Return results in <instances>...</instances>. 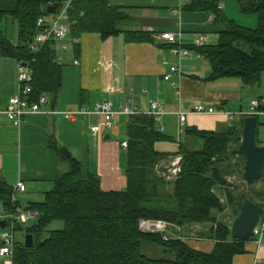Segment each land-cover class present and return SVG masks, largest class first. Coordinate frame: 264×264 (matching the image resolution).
<instances>
[{
    "label": "trees",
    "instance_id": "16d2710c",
    "mask_svg": "<svg viewBox=\"0 0 264 264\" xmlns=\"http://www.w3.org/2000/svg\"><path fill=\"white\" fill-rule=\"evenodd\" d=\"M67 1L0 0V23L11 20L17 27L15 44L0 30V55L28 67L32 79L30 103L37 102L43 94L48 97V106L56 102L62 85L56 44L48 41L35 51L31 46L39 32L37 20L50 18L46 8L54 4L60 8ZM225 1H182L181 12L208 14L213 24L220 27L215 43L188 48L207 61L208 81L236 78L245 86L255 87L264 72V0H235L242 13L256 16L255 29L229 20L222 9ZM67 17L70 38L97 34L105 41L122 35L130 44L155 42L154 32L125 29L132 20L124 9L109 6L108 0H72ZM72 47L77 51L78 45ZM127 118L125 189L102 191L98 176L81 178L79 161L68 158L69 171L56 178L43 201L25 207L36 210L38 218L30 227L23 229L18 225L16 231L24 237L31 235L33 244L26 247L24 242H16L12 264H233L234 256L245 253L247 241L231 239L230 223L223 222L225 217L218 218L226 211L232 220L236 218L244 199L264 210V177L254 198L244 190L253 186L245 183L233 196L225 179L238 166L237 162L233 167L229 164L234 157L241 158L242 175L245 159L237 151L241 129L234 125L219 132L187 129L190 141L179 142L177 152L169 155L155 149L157 142L173 140L157 129L153 117L140 114ZM49 147L59 158H65L53 138ZM177 156L179 172L167 180L161 171L163 162ZM235 189L238 188L233 187L232 191ZM11 201L12 188L0 175V207L5 214L21 207ZM55 221L62 222L63 228L48 230ZM141 221L167 223L173 236L165 241L160 234L143 233L139 230ZM198 225L209 227L198 232L193 229ZM194 236L212 240L213 249L206 253L191 248L187 241ZM144 244L159 248L167 258L146 257L141 252Z\"/></svg>",
    "mask_w": 264,
    "mask_h": 264
},
{
    "label": "crops",
    "instance_id": "0c3cea01",
    "mask_svg": "<svg viewBox=\"0 0 264 264\" xmlns=\"http://www.w3.org/2000/svg\"><path fill=\"white\" fill-rule=\"evenodd\" d=\"M182 3V0H108L109 6L126 11L134 22L132 30L154 32L155 42L130 44L122 35L105 41L97 34L82 35L77 51L70 46L66 53L58 54L63 56L62 85L56 102L47 106L54 113L28 115L18 127L7 120L3 111L8 99L17 94L19 62L0 55V175L12 189L19 181L24 184L25 191L15 194L16 202L24 200L28 203L26 206L42 202L56 178L69 169L68 158H59L49 147L51 138L60 149H66L70 157L79 161L81 178L90 174L98 176L104 192L125 189V151L121 143L127 140L128 118L116 116L115 128L109 130L98 116L68 121L61 116L64 111L92 109L95 103L107 101L115 112L121 105L129 104L146 113L150 102L159 103L165 114L156 122L157 129L163 128L162 133L173 141L157 142L155 149L171 155L177 152L179 142L190 141L186 133H178V112L188 113L201 104L236 112L247 109L252 100L264 98V72L255 87L245 86L236 78L208 81L210 68L207 61L202 56L197 59L195 50L190 49L189 54L180 60V74L171 77L180 94L176 99L174 89L170 82L163 80V76L169 73L170 66L177 64L178 59L170 54L168 45L158 35L180 31L182 43L188 48L197 39L196 33H206L203 44H213L220 30V27H213L208 14L181 12ZM226 7L227 4L223 6L224 9ZM75 61L78 65H74ZM256 117L257 131L261 127L258 145L262 146L264 113ZM236 121L240 120L229 121L222 115L189 114L184 127L185 130L198 127L201 131L219 132ZM97 124L101 133L90 132V127ZM177 157H168L163 164ZM250 186H256V183ZM0 210V219L5 218L7 213L2 208ZM195 230L204 232L205 226H195ZM187 243L191 248L206 253L214 247L212 240L195 236ZM244 249V254L233 257V264H254L255 261L264 264V235L259 245L251 238ZM5 259L0 257V264H12Z\"/></svg>",
    "mask_w": 264,
    "mask_h": 264
},
{
    "label": "built area",
    "instance_id": "2783aa9c",
    "mask_svg": "<svg viewBox=\"0 0 264 264\" xmlns=\"http://www.w3.org/2000/svg\"><path fill=\"white\" fill-rule=\"evenodd\" d=\"M183 1V0H182ZM72 0H68L62 7L58 8L53 15H49L50 18L41 17L37 20L36 26L39 28V32L34 37V44L31 46L32 50L39 49L43 44L48 41L55 42V50L58 53H66L70 46L78 45L79 39L70 38L69 25L67 11L71 8ZM60 9V11H59ZM175 14V13H174ZM158 38L170 45V54L178 59L177 64L170 66L169 73L163 76V80L170 82L171 88L174 89L176 99L179 98L178 86L175 82L171 81L172 76L180 74V60L187 56L190 52L189 48L184 47L182 43V32L170 33L164 32L158 35ZM203 38L199 37L193 42V46L198 48L203 45ZM201 56L196 55L199 59ZM63 56H57V62L61 64ZM165 64V63H164ZM74 65H78L75 61ZM31 73L27 66L23 67L19 63L18 75H17V94L11 97L7 101V107L4 109L3 114L14 126H19L23 119L31 114H53L54 112L47 109L48 97L46 95H40L37 102L30 103L28 96L31 93ZM264 113V98L254 99L249 103L247 109H241L236 112L215 109L212 106L196 105L188 113L178 112V133L184 135L185 122L189 114L195 115H222L225 116L229 121L241 120L245 117H256ZM148 115L153 117L155 122L160 121L162 116L165 114L161 104L156 102H150L148 106V112H140L136 107H131L129 104H123L119 107L118 111H113L110 102L103 101L94 104L92 109L80 108L76 110H68L61 113L64 120L75 121L79 118L86 116H98L101 118L104 126L113 130L115 128V119L118 115L129 117L131 115ZM163 131V128L160 130ZM90 132L94 134L101 133L100 125H94L90 127ZM122 149H126L127 141L121 143ZM180 158L177 157L168 164H163L161 168L163 176L167 180H171L179 172ZM25 191V186L22 182L17 184L12 189V203L16 202L15 194ZM39 213L33 209H21L9 212L5 215L6 226L0 234V257L8 258L12 263L13 251L16 244V227L18 225H27L28 222L36 220ZM169 224L164 222H152V221H141L139 223V230L143 233L160 234L163 240L167 241L168 236H173L169 231ZM264 235V215L259 218L258 223L253 229V239L257 245L260 244L261 238ZM259 262L255 261L254 264Z\"/></svg>",
    "mask_w": 264,
    "mask_h": 264
},
{
    "label": "water",
    "instance_id": "95a60500",
    "mask_svg": "<svg viewBox=\"0 0 264 264\" xmlns=\"http://www.w3.org/2000/svg\"><path fill=\"white\" fill-rule=\"evenodd\" d=\"M59 4H54L46 8L47 15L55 14ZM25 67V64H22ZM234 126L241 127L240 142L237 148L239 155L244 157L245 162L241 169L243 181L247 186L259 182L264 177V145L256 143L257 137V117H245L234 122ZM108 139V137H106ZM60 153L65 158H70V153L66 149H60ZM263 209L248 199H244L236 218L230 223V238L243 242L253 238V229L262 215ZM227 223V220H223ZM6 226L5 221H0V230ZM214 227L211 228L213 230ZM33 244L31 235H25L24 246L30 247Z\"/></svg>",
    "mask_w": 264,
    "mask_h": 264
},
{
    "label": "rangeland",
    "instance_id": "374dc122",
    "mask_svg": "<svg viewBox=\"0 0 264 264\" xmlns=\"http://www.w3.org/2000/svg\"><path fill=\"white\" fill-rule=\"evenodd\" d=\"M227 4V7L224 9L223 6ZM224 5L222 6V9L224 11V13L226 14V17L233 21L236 25L241 26L243 28H249V29H255L257 27V19L255 18L256 16L253 14H244L240 11L239 9V5L237 4V2L235 0H226L224 2ZM134 24L133 21H130L129 24H127L124 28L129 30L132 29V25ZM213 27H217L219 28V26H215L213 24ZM0 30L5 34V36L12 42V43H17V27L16 24L13 23V21L11 20H4L0 23ZM206 33H196V37L199 38H203V35ZM263 114V113H262ZM196 128V127H195ZM198 128V127H197ZM196 128V129H197ZM260 131H261V127L259 128L258 132V140H256V143L258 144L259 138H260ZM121 136L123 137V134H121ZM124 138V137H123ZM183 141V140H182ZM200 143V142H199ZM69 153V152H68ZM238 163V166H234L235 163ZM229 164L233 167L234 171L233 174L227 176L225 179L226 181L231 185V193L233 196H236L237 193L240 192V190H242V184L243 179H242V175L240 174V164H241V158L239 157H234L233 159H231V161H229ZM69 171V169L67 170V172ZM261 185V181L256 183V186H253L252 188H247L244 189L245 192L251 196V198H254V191H257ZM236 187L238 189H235V191H232V188ZM221 194V193H220ZM18 197V196H16ZM221 202H225V199L223 196H219ZM19 198V197H18ZM17 202L20 204V208L21 209H25L26 207V201L24 200H17ZM1 208V207H0ZM0 212H2L0 210ZM222 218L225 217L227 219L232 220V217L229 213V211H226L223 215H219L218 218ZM2 219H0V221H5V218L1 217ZM36 220L30 221L28 222L27 225H21L23 227V229L25 227H30L31 225H33L35 223ZM209 227L208 225H205V230L207 231ZM63 228V223L60 221H55L53 223H51V225L49 226L48 230H60ZM193 229H195V226H193ZM16 239L17 242H24V235L21 234L20 232L16 233ZM141 252L143 255H145L146 257L150 258V259H163V258H167V255H165V253L160 250L159 248H156L150 244H144L141 248ZM5 260H9L8 258H6Z\"/></svg>",
    "mask_w": 264,
    "mask_h": 264
},
{
    "label": "bare ground",
    "instance_id": "6f19581e",
    "mask_svg": "<svg viewBox=\"0 0 264 264\" xmlns=\"http://www.w3.org/2000/svg\"><path fill=\"white\" fill-rule=\"evenodd\" d=\"M79 44H80V42H79ZM28 68V67H27ZM180 157V156H179Z\"/></svg>",
    "mask_w": 264,
    "mask_h": 264
}]
</instances>
